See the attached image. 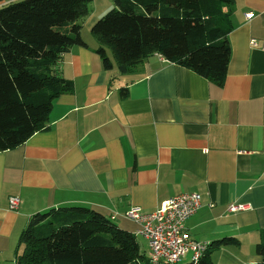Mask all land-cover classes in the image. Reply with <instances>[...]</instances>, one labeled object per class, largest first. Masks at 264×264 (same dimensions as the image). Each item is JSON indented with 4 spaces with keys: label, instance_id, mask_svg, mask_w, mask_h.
<instances>
[{
    "label": "crops",
    "instance_id": "crops-1",
    "mask_svg": "<svg viewBox=\"0 0 264 264\" xmlns=\"http://www.w3.org/2000/svg\"><path fill=\"white\" fill-rule=\"evenodd\" d=\"M112 6L90 3L87 45L71 47L61 66L74 90L53 100L48 129L0 151V264H13L38 211L86 205L125 226L131 207L153 211L183 193L201 195L185 226L209 243L216 264H256L264 239V49L251 40L264 42V0L233 4L220 86L159 53L131 73L105 69L91 28ZM12 196L20 198L14 210Z\"/></svg>",
    "mask_w": 264,
    "mask_h": 264
},
{
    "label": "trees",
    "instance_id": "trees-1",
    "mask_svg": "<svg viewBox=\"0 0 264 264\" xmlns=\"http://www.w3.org/2000/svg\"><path fill=\"white\" fill-rule=\"evenodd\" d=\"M92 1L0 0V151L48 129L53 100L73 92V82L61 73L63 56L87 45L83 19ZM112 1L91 28L105 69L116 65L117 74L131 73L159 53L216 85L224 83L236 0ZM121 95L127 96L126 87ZM255 252L261 258L256 264H264V239ZM143 258L135 232L115 218L86 205H60L28 216L13 264H152ZM188 264L216 263L208 247Z\"/></svg>",
    "mask_w": 264,
    "mask_h": 264
},
{
    "label": "built area",
    "instance_id": "built-area-1",
    "mask_svg": "<svg viewBox=\"0 0 264 264\" xmlns=\"http://www.w3.org/2000/svg\"><path fill=\"white\" fill-rule=\"evenodd\" d=\"M251 19L253 12L246 13ZM251 46L264 49V42L258 44L251 40ZM20 203L18 196L9 199L11 209H17ZM202 206L199 193H183L170 197L165 203L153 210L144 211L133 206L125 212V217L137 225L134 231L148 241L149 261L152 264H176L187 253H191V262L200 260L208 249L209 243L194 239L185 226L186 220ZM231 205V210L239 209ZM115 218V216H111Z\"/></svg>",
    "mask_w": 264,
    "mask_h": 264
},
{
    "label": "rangeland",
    "instance_id": "rangeland-1",
    "mask_svg": "<svg viewBox=\"0 0 264 264\" xmlns=\"http://www.w3.org/2000/svg\"><path fill=\"white\" fill-rule=\"evenodd\" d=\"M106 13H104V14H106ZM118 225L121 226L124 229H127V230L133 232V233H134V231L137 228V225L134 222H132V221L131 222L127 221V224H125V226H123L122 224H119V223H118ZM137 241H138V243L140 245V251H141V253L144 254L143 261L146 262V261L149 260V250H150L149 249V245H148V241L144 237H142L141 235H137ZM21 251H22V248L20 249V252ZM190 258H191V253H187L185 256H183L179 260L178 264H188V263H191V259ZM10 263H11V261L8 262V264H10Z\"/></svg>",
    "mask_w": 264,
    "mask_h": 264
}]
</instances>
